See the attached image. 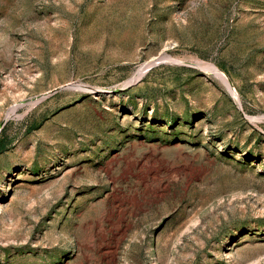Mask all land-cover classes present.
I'll list each match as a JSON object with an SVG mask.
<instances>
[{
  "label": "rangeland",
  "instance_id": "obj_1",
  "mask_svg": "<svg viewBox=\"0 0 264 264\" xmlns=\"http://www.w3.org/2000/svg\"><path fill=\"white\" fill-rule=\"evenodd\" d=\"M0 264H264V0H0Z\"/></svg>",
  "mask_w": 264,
  "mask_h": 264
}]
</instances>
